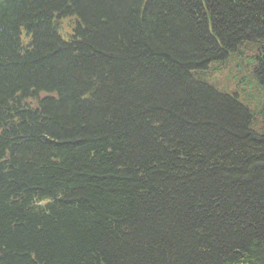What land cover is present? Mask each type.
<instances>
[{
  "label": "trees",
  "instance_id": "obj_1",
  "mask_svg": "<svg viewBox=\"0 0 264 264\" xmlns=\"http://www.w3.org/2000/svg\"><path fill=\"white\" fill-rule=\"evenodd\" d=\"M262 92L264 0H0V264H264Z\"/></svg>",
  "mask_w": 264,
  "mask_h": 264
},
{
  "label": "rangeland",
  "instance_id": "obj_2",
  "mask_svg": "<svg viewBox=\"0 0 264 264\" xmlns=\"http://www.w3.org/2000/svg\"><path fill=\"white\" fill-rule=\"evenodd\" d=\"M254 50H251L250 48H245L244 52L241 55V58L233 62L225 69V72L218 71L214 73L215 75L212 76V80H215V85L222 91L230 93L231 89H235L233 83L229 79L228 75H230L231 79H240L244 74H247L249 72V69L251 68V65L247 64V59H251V56L254 55ZM248 56V57H246ZM216 63V62H215ZM215 66V65H213ZM241 68V73L239 72ZM228 74V75H227ZM241 83H239L240 85ZM230 90V91H229ZM262 105L264 103V94L262 92V97L261 99L254 104V108L257 107L258 105ZM255 110V109H252ZM261 121V120H260ZM259 125L262 123H258Z\"/></svg>",
  "mask_w": 264,
  "mask_h": 264
}]
</instances>
